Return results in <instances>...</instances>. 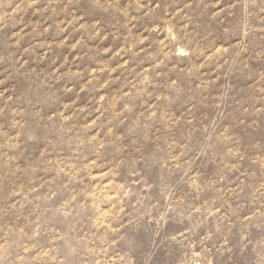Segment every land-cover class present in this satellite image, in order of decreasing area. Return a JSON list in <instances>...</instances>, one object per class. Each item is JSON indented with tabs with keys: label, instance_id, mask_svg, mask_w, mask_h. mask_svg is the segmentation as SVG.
Listing matches in <instances>:
<instances>
[{
	"label": "rangeland",
	"instance_id": "obj_1",
	"mask_svg": "<svg viewBox=\"0 0 264 264\" xmlns=\"http://www.w3.org/2000/svg\"><path fill=\"white\" fill-rule=\"evenodd\" d=\"M0 264H264V0H0Z\"/></svg>",
	"mask_w": 264,
	"mask_h": 264
}]
</instances>
